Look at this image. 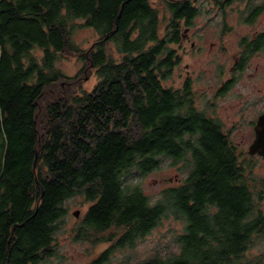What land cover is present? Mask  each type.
<instances>
[{
	"label": "trees",
	"instance_id": "trees-1",
	"mask_svg": "<svg viewBox=\"0 0 264 264\" xmlns=\"http://www.w3.org/2000/svg\"><path fill=\"white\" fill-rule=\"evenodd\" d=\"M189 4L0 0V264L52 256L77 196L88 205L71 238L106 245L87 264H114L116 249L169 215L184 221L177 252L137 264H264V252L247 257L264 240L253 163L198 108L188 79L165 84ZM82 26L99 35L85 49L73 40ZM61 56L79 71L63 73ZM91 71L97 82L83 89ZM163 158L183 174L150 201L139 181Z\"/></svg>",
	"mask_w": 264,
	"mask_h": 264
},
{
	"label": "rangeland",
	"instance_id": "rangeland-1",
	"mask_svg": "<svg viewBox=\"0 0 264 264\" xmlns=\"http://www.w3.org/2000/svg\"><path fill=\"white\" fill-rule=\"evenodd\" d=\"M77 21L81 22V20ZM233 36L234 34H232V37ZM98 37L99 35L94 29L84 26L77 28L73 33V40L82 49L90 47ZM212 40L215 41L213 37ZM111 45L107 44L108 48L109 46L111 47ZM185 47H189L188 43H186ZM208 48L211 51L208 50ZM38 54L41 53L39 52ZM211 55L219 56L217 48L214 45L205 46V50L195 58L186 53L184 57L181 58V67L174 68V71L170 74L165 84L167 86L179 87L182 79L190 72L195 82L193 88L198 108L205 109L209 115H214L215 119L218 120H225L227 114L229 119H226V121L228 124L236 122L240 125L239 129L236 131L238 139L244 138V140H248L247 120L253 119L255 114L260 110L258 108L264 105V101L258 103L254 108L244 109V118H241L235 113L237 108L236 104L239 102L237 95L238 93L244 92L247 94L249 93V89L256 90L258 87L257 81L256 79H240L232 86L228 93L216 100L217 107H210L207 102L211 90L209 87L206 88V86L208 82H213L211 78H209V75L213 76L214 74L213 71L209 70ZM118 58L119 56L117 59ZM55 64L57 68L69 76L76 74L80 67L79 61L77 62L74 56L69 58L61 56ZM79 81L83 89H91L97 82V77L94 71H91L88 75L81 74ZM249 94L251 95L249 96L251 100L257 98V95H255L256 92L254 94L250 92ZM243 133H246L245 136H242ZM256 171V175H254L255 178L260 179L264 177V162H262V160L258 161ZM182 174L176 166L170 164L169 159L163 158L160 169L149 172L141 177L139 182L150 201H155L160 191L170 184H175L176 181L182 177ZM261 204L264 210V203ZM64 205L67 208V214L63 217L60 223V229L56 234L54 243V245H56L55 253L52 256L44 258L41 264H87L90 256L94 254L97 255V253L106 246L105 244H99L93 247L88 242L73 240L71 238V228L78 218L82 217L88 204H84L82 198L77 196L67 199ZM75 210H79L78 217L73 215V211ZM183 228V220L175 219L173 216L169 215V217L163 218L149 234L139 239L133 247L116 249L112 255V262L114 264H137L141 260L153 256L154 254L166 256L173 252H177L176 237L183 232ZM262 252H264V240L254 239V243L247 252V257L254 258L259 256Z\"/></svg>",
	"mask_w": 264,
	"mask_h": 264
},
{
	"label": "flooded vegetation",
	"instance_id": "flooded-vegetation-1",
	"mask_svg": "<svg viewBox=\"0 0 264 264\" xmlns=\"http://www.w3.org/2000/svg\"><path fill=\"white\" fill-rule=\"evenodd\" d=\"M189 2L188 23L184 24L182 21V25H179V39L174 43L175 52L170 71L172 73L174 68L181 67V58L186 53L195 58L205 50V46H216L219 56L211 55L209 61V70L214 74L209 75L213 82H208L206 86L211 90L207 103L210 107H217L216 100L228 93L240 79H256L258 87L256 90L249 89V93L256 92L257 98L251 100L249 98L251 95L245 92L237 95L239 102L236 104L235 113L244 118V109L254 108L264 101V0H189ZM186 43L189 45L188 48L185 47ZM187 79L194 91L195 82L190 72L182 79L181 85ZM194 97L196 99L195 91ZM258 109L260 110L253 119L247 120L248 140L238 139L236 131L240 125L236 122L228 124L227 114L225 120L217 119L235 152L241 153L245 160L253 163L254 175L257 172L258 161L264 162V154L249 152V147L256 137L255 125L259 115L264 112V105ZM211 117L215 118L214 115ZM254 183L262 188L260 202L264 203V177L255 178Z\"/></svg>",
	"mask_w": 264,
	"mask_h": 264
},
{
	"label": "water",
	"instance_id": "water-1",
	"mask_svg": "<svg viewBox=\"0 0 264 264\" xmlns=\"http://www.w3.org/2000/svg\"><path fill=\"white\" fill-rule=\"evenodd\" d=\"M255 139L249 147V152H259L264 154V112L259 115L255 125ZM79 210L73 211V215L78 217Z\"/></svg>",
	"mask_w": 264,
	"mask_h": 264
}]
</instances>
